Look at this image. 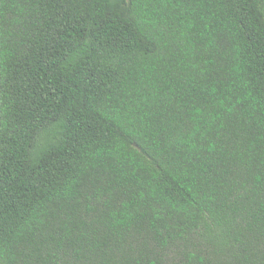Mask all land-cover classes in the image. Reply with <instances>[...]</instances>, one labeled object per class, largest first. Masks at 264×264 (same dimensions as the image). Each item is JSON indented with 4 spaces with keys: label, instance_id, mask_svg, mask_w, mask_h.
I'll use <instances>...</instances> for the list:
<instances>
[{
    "label": "trees",
    "instance_id": "16d2710c",
    "mask_svg": "<svg viewBox=\"0 0 264 264\" xmlns=\"http://www.w3.org/2000/svg\"><path fill=\"white\" fill-rule=\"evenodd\" d=\"M0 264H264V0H0Z\"/></svg>",
    "mask_w": 264,
    "mask_h": 264
}]
</instances>
